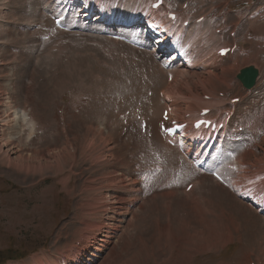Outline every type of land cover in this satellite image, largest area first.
<instances>
[{"label":"rangeland","instance_id":"obj_1","mask_svg":"<svg viewBox=\"0 0 264 264\" xmlns=\"http://www.w3.org/2000/svg\"><path fill=\"white\" fill-rule=\"evenodd\" d=\"M42 1L0 0V100L4 103L0 108V125L1 121H6V116L8 119L11 116L12 121L17 113L20 114L21 121L27 123L23 131H18L23 150L28 153L43 151L44 158L51 162L48 169L43 168L42 172L27 177L0 164V264H56V261L58 264H264V218L253 207L257 205L251 206L241 198L243 191V197L253 202L260 192L264 200V187L259 184L254 187L252 177L261 172L259 162L254 158L264 163V13L258 14L257 11L264 7V0H256L254 6L244 0H190L187 14L191 21L203 16L200 14H210V20L203 22L206 27L200 29L211 30L208 38L213 32L220 43L237 44L238 51L231 59L207 56L205 61L212 57L208 62L210 69L202 65L205 56L199 57L186 74L188 76L185 73L178 75L175 71L172 83H168L158 57L143 48L100 36L82 24L73 29V20L69 18L66 23L70 30H62L53 20L57 14L52 15V12L59 11L60 4L53 3L54 0ZM135 1L122 2L115 16L123 13V19L134 17L137 20L143 7L149 5L150 9L154 2ZM166 2L170 8L179 10L185 1ZM187 14L181 15L183 22L188 21ZM192 29L176 28V34H181L177 43H185L186 38V43H191L197 27L195 32ZM218 30L220 34H216ZM233 32L234 38L231 36ZM217 41H210L200 50L209 55L214 52ZM254 63L260 66L262 75L256 91L250 95L236 76L243 67ZM227 66H235L233 72ZM205 73L216 78L204 77L206 82L201 78ZM217 76L226 86L218 82ZM180 77L191 84H186ZM187 85H192L190 90L199 96L191 94ZM174 86L176 90L172 89ZM219 94L225 95L221 97ZM192 95L197 97L196 100H192ZM10 96L11 111L7 103ZM205 96H210L211 100H205ZM239 96L242 102L234 106L238 122L230 129L231 139L223 153L213 159L209 156L210 164H214L210 170L222 171L226 181H231L232 187L236 188L234 192L233 188L215 183L210 172L197 171L194 164L191 166L183 157L181 149L169 145H174L171 142L175 143V139L166 138V141L165 136L162 139L157 132L165 124L162 118L167 113L172 121L176 118L183 120L190 113L193 121L198 107L216 110ZM166 109L169 112L163 114ZM28 114L34 118L31 120ZM13 124L17 125V121ZM236 126L245 127V133L232 136ZM253 127L256 129L252 130ZM91 128L92 133L103 128L105 138L114 137L117 144L115 156L128 160L127 163L126 160L122 163L120 158L115 163L104 158L93 163V158L103 155L104 146L99 142L101 146L97 145L94 156L90 153L84 155L80 150L81 142L85 141L86 130ZM8 129L0 126V143L6 139L16 143L9 134L16 133L19 126L15 132ZM197 135L199 133L192 137L201 143L196 150H192L188 143L189 135H185L186 140H181L184 144L182 150L195 160L198 159L195 155H200L199 149L206 147L205 138L200 140ZM66 140L70 141L76 154V159L73 158L76 165L72 167L68 166L72 158H67L68 163L60 160V166L54 160V154L57 156L58 151L66 146ZM256 143L255 156L242 155ZM98 150L101 155H97ZM239 154L242 155L240 164L233 167L232 173L226 164ZM67 155L72 157L70 153ZM207 166L208 163L203 165ZM59 167L65 169L63 174L59 173ZM115 167L124 171L132 184L136 179V184L131 188L134 192L126 191L129 204L114 210L111 197L102 201L107 190L101 181L105 170L114 173L117 172ZM147 175H154L153 181H144L143 177ZM67 176L71 181L66 189L63 183ZM192 182V191L186 192L187 184ZM90 184L93 187H88ZM252 186L255 192L249 199L245 193ZM101 195L100 201L98 197ZM261 206L264 207V202H259L257 209ZM87 222L97 228L86 232ZM83 240H88V247ZM74 246L80 252L76 256L73 254L68 263L66 253Z\"/></svg>","mask_w":264,"mask_h":264},{"label":"bare ground","instance_id":"obj_2","mask_svg":"<svg viewBox=\"0 0 264 264\" xmlns=\"http://www.w3.org/2000/svg\"><path fill=\"white\" fill-rule=\"evenodd\" d=\"M40 1H42V0H40ZM44 1V0H43ZM42 1V2H43ZM131 1V0H130ZM133 1V0H132ZM135 1V0H134ZM142 1V0H141ZM146 1V0H145ZM47 2V1H46ZM124 2V1H123ZM136 2V1H135ZM149 2L151 3V1L149 0ZM45 3V2H44ZM131 3V2H130ZM142 3L144 4V1H142ZM141 4V3H140ZM147 4H149V3H147ZM6 5V4H5ZM132 5V4H131ZM144 6H146V5H144ZM149 6V5H148ZM148 6H146L147 8H148ZM135 7H137V6H135ZM119 8V7H118ZM124 8V7H123ZM144 8V7H143ZM125 9V8H124ZM140 10V9H139ZM134 11V10H133ZM143 12V11H142ZM140 13V12H139ZM44 14V13H43ZM117 14H119V13H117ZM133 14V13H132ZM124 16V15H123ZM186 17V16H185ZM188 17V16H187ZM186 17V18H187ZM200 18V17H199ZM25 20V19H24ZM110 21H113V19H110ZM122 19H119V20H116V22H115V25H120V24H122ZM185 21V20H184ZM99 22H101V19L100 18H97V19H95V20H93L92 21V26H97V24H100ZM154 22V21H153ZM204 22H207V21H204ZM206 24V23H205ZM205 24H199V25H197L196 27H197V31H196V39H197V43L198 42H202V41H204V40H208V38H207V36H206V34H204V31H205V29H200V28H202ZM111 25V24H110ZM181 27V26H180ZM205 27H206V25H205ZM38 28V27H37ZM179 28V27H178ZM177 28V29H178ZM194 28V32H195V27H193ZM207 28H209V27H207ZM257 28V27H256ZM188 30H189V28H187ZM200 29V30H199ZM211 32V30H208V34ZM203 33V34H202ZM262 33V32H261ZM179 34V33H178ZM202 34V35H201ZM14 35V34H13ZM182 36H184V35H182ZM185 36H186V34H185ZM194 36V35H193ZM211 37V36H210ZM209 37V38H210ZM145 39H149L150 41H155V40H157V37H155V36H152V35H148V36H146L145 37ZM180 39V38H179ZM186 41H187V38H186ZM193 41H195V37H193ZM217 42H219L220 43V41H217ZM160 45H161V43H159ZM208 44V42H205V43H203V44H200V43H198V45L196 46V47H194L192 44L187 48L185 45H180V42H179V44L177 43L176 45H180L181 47H183V46H185L186 48H187V50H185L184 52H185V58H189V60H196V58H198V57H203V56H205V57H207V55L208 54H206V53H204V52H202L200 49H201V47L202 46H206ZM157 45V44H156ZM28 47V46H27ZM158 47H159V45L156 47V46H154V50L153 51H151V52H153V53H156L157 54V51H159V50H157L158 49ZM214 48H215V50H213L214 52H218L219 50H221V49H223V48H227V46H222V44H216V46H214ZM178 50V52H183V49H181V48H177ZM34 51V50H33ZM25 52V51H24ZM19 53V52H18ZM155 54V55H156ZM204 57V58H205ZM229 57V58H228ZM173 58H174V60H173V63H175V62H177L178 60H179V58H178V56L177 55H174L173 56ZM214 58V57H213ZM232 57L231 56H227V59H231ZM204 61V60H203ZM202 61V62H203ZM219 61V60H218ZM208 62H210V61H208ZM172 62H165V64L167 65V66H170V65H172L173 64ZM196 63V62H195ZM218 63V62H217ZM222 63V62H221ZM197 65V64H196ZM183 67H186L185 65H183ZM194 67V66H193ZM192 67V68H193ZM228 67V69L229 70H231L232 72H233V70H232V68L234 69V67L235 66H233L232 68L231 67H229V66H227ZM30 69V68H29ZM223 69V68H222ZM227 69V70H228ZM236 69V68H235ZM2 70H4L3 68H2ZM224 70V69H223ZM225 70H226V67H225ZM224 70V71H225ZM162 71V70H161ZM198 71V70H197ZM209 71V70H208ZM212 71V70H211ZM235 71V70H234ZM225 72H227V71H225ZM165 72H163V74H164ZM178 75H179V73L180 74H184V75H186L187 73L189 74L190 73V71L189 70H187V69H184V70H177V72H176ZM195 73V72H194ZM202 73V72H201ZM203 73H204V71H203ZM210 73V72H209ZM192 74H193V71H192ZM196 74V73H195ZM198 74H200L199 72H198ZM166 75V74H165ZM220 75V74H219ZM186 76H188V75H186ZM158 77V76H157ZM156 77V78H157ZM191 77H194V76H192L191 75ZM204 77H210V75H206V73L205 74H203L202 76H201V78H204ZM213 77V76H212ZM212 77H210V78H212ZM215 77V76H214ZM213 77V78H214ZM220 77V76H219ZM181 78V77H180ZM200 78V77H199ZM209 78V79H210ZM212 78V79H213ZM216 78V77H215ZM221 78V77H220ZM220 78H218V76H217V80H218V82L221 84V85H223V86H226V84L222 81V79H220ZM159 79V78H158ZM182 80L183 79H185V78H181ZM195 79V78H194ZM212 79H211V81H212ZM175 80V79H174ZM177 80H178V78H177ZM181 80V81H182ZM199 80H201V79H199ZM186 81V79L184 80V82ZM188 82L186 83V84H188L189 83V85L191 84L190 82H189V80H187ZM194 81V80H193ZM197 81V80H196ZM202 81V80H201ZM204 81H206L205 80V78H204ZM210 81V80H209ZM183 82V81H182ZM207 82V81H206ZM8 83V82H7ZM178 83H180L179 81H178ZM202 83H203V81H202ZM202 83H200V84H202ZM204 84V83H203ZM173 85V84H172ZM175 85V84H174ZM219 85V84H218ZM188 86V85H187ZM187 86H186V88H187ZM192 86V85H191ZM191 86H188V87H190L189 88V90L188 91H190V93L191 94H193V91L192 90H190L191 89ZM206 86V85H205ZM211 86V85H210ZM172 87V86H171ZM171 87H169V88H171ZM204 87V86H203ZM214 87V86H213ZM216 87V86H215ZM180 88V87H179ZM178 88V89H179ZM193 88V87H192ZM202 88V87H201ZM1 89V88H0ZM17 89V88H16ZM172 89H175V86L172 88ZM177 89V91L176 92H179V90ZM188 89V88H187ZM187 89H185V90H187ZM193 89H195V88H193ZM204 89V88H203ZM216 89V88H215ZM2 90V89H1ZM169 90H171V89H169ZM176 90V89H175ZM181 90V89H180ZM259 90V89H258ZM261 90V89H260ZM182 91V90H181ZM180 91V92H181ZM184 91V90H183ZM182 91V92H183ZM192 91V92H191ZM181 92V93H182ZM197 92H198V90H197ZM120 94V93H119ZM172 94H174V93H172ZM179 93H177L176 94V96L178 95ZM184 94H185V92H184ZM188 94V93H187ZM202 94V93H201ZM216 94V93H215ZM10 95V94H9ZM113 95V94H112ZM121 95V94H120ZM144 95V94H143ZM194 96H196V95H198V94H196L195 95V93L193 94ZM192 95V96H193ZM6 96H8V94L6 95ZM128 96V95H127ZM175 96V97H176ZM184 96V95H183ZM189 97H190V95H188ZM193 96V97H194ZM199 96V95H198ZM201 96H203V95H201ZM123 97H124V95H123ZM167 97V96H166ZM174 97V96H173ZM189 97H186L185 96V98H188L189 99ZM192 97V100L193 99H195L196 100V98L194 97L193 98ZM218 97V96H217ZM12 98H13V96H12ZM172 98V97H171ZM191 98V97H190ZM202 99H203V97H201ZM221 98V97H220ZM220 98H219V100H220ZM8 104H9V106H8V109H9V111H11L12 109H13V107H10V103H11V96L10 97H8ZM122 99V98H121ZM181 99V98H180ZM182 99H183V97H182ZM205 99V98H204ZM217 99V98H216ZM123 100V99H122ZM127 100V99H126ZM185 101H186V99H184ZM174 101V100H173ZM216 101V100H215ZM221 101V100H220ZM15 102V101H14ZM28 102V101H27ZM169 102V101H168ZM181 102V101H180ZM187 102V101H186ZM7 103H5L6 104V106H5V108H6V110H7ZM13 103V102H12ZM183 103V102H182ZM197 103V102H196ZM205 103V102H204ZM3 104L4 103H2V101L0 100V108H1V106H3ZM177 104V103H176ZM201 105V104H200ZM222 105V104H221ZM17 106V105H16ZM143 106V105H142ZM142 106H141V108H142ZM189 106V105H188ZM218 106V105H217ZM177 107H178V105H177ZM30 108V107H29ZM181 108V107H180ZM25 109V108H24ZM189 109V108H188ZM18 110V109H17ZM131 110V109H130ZM180 110V109H179ZM18 111H20V110H18ZM24 111H26V110H24ZM184 111V110H183ZM131 112H133V111H131ZM177 112V111H176ZM7 113H8V111H7ZM178 114V113H177ZM188 114H190V113H188ZM180 115V114H179ZM178 115V116H179ZM28 116H29V118L32 120L33 118H34V115H32V114H28ZM141 116V115H140ZM170 116V115H169ZM183 116V115H182ZM161 117H163V116H161ZM6 118V119H5ZM4 119L6 120V121H1L2 123V125H0V126H2V127H6L7 126V128H10V129H8L9 131H12V132H15V128L17 127V126H19V129L16 131V133H11V134H9V135H12L13 137H14V140L16 141V143H12L9 139H6V142H2V143H0V164H1V166H7V168L8 169H10V170H12V171H15V172H18V173H20V174H23V175H25L26 177L27 176H29L31 173H34L33 175H35L36 173H39V172H42L41 171V169H43V168H45V169H48L49 168V166H48V164H49V162L50 161H48V160H46L45 158H44V156H43V151H42V153L39 151V150H35V152L34 153H28V152H25L24 150H23V146H21V143H22V140H21V138L19 137V136H21V135H18V131L21 129V131H23L22 129L27 125V123H23L22 121H21V119H20V114H16L15 115V119H13L12 121H11V116L9 117V119H8V116H6ZM137 118V117H136ZM8 119V120H7ZM170 119H171V116H170ZM172 119H173V117H172ZM121 120V119H120ZM14 121H17V125H14L13 124V122ZM172 121V120H171ZM119 122V121H118ZM95 124V123H94ZM141 124V123H140ZM103 125V124H102ZM128 125V124H127ZM107 126V125H106ZM85 127H87V126H85ZM112 127V126H111ZM88 128V127H87ZM109 128H110V125H109ZM103 128H101L98 132H93L92 133V128L91 129H87L86 130V133L83 135V137H84V139H85V141H83V142H81V148H80V150H82V152L84 153V155L86 154V153H90V154H93V156H94V152L96 151V153H97V149H98V146L100 145V144H102V146H104V150L102 151L103 152V155H101V153L102 152H100L99 150V154H97V155H101V156H99V157H96L95 159L93 158V163H95L96 164V162L98 161V159L99 158H104L107 162H109V161H112L111 163H115L116 162V160H118L120 157H118V156H115V151L117 150V144H116V141H115V138L114 137H112V138H105L104 137V133H103V130H102ZM107 129V128H106ZM111 129V128H110ZM123 129V128H122ZM142 132V131H141ZM115 133V132H114ZM108 135V134H107ZM185 135H187V134H181L180 135V139L179 140H186V136ZM200 135V134H199ZM199 135H197V136H199ZM203 135V134H202ZM18 137V138H17ZM82 137V136H81ZM68 138V137H67ZM90 138V139H89ZM144 138H145V136H144ZM198 138V137H197ZM4 139V138H3ZM79 140H80V138H78ZM155 139V138H154ZM153 139V140H154ZM165 139H166V137H165ZM189 139V138H188ZM171 140V139H170ZM170 140H168V142H171ZM197 140V139H196ZM195 139H194V141L193 142H190V146H191V148H192V146H194V145H198V144H201L200 142H197ZM78 141V140H77ZM166 141H167V139H166ZM174 141V140H173ZM203 141H205V140H203ZM70 142V141H69ZM68 142V140H66L65 141V144H66V146L65 147H62L63 149L60 151H58V153H57V156H56V154H54V160H55V163L58 165V166H60V160H63V162L65 161V163L67 162L66 160H67V158H69V159H71L72 161L68 164V166H70V167H72V166H74V165H76V163L74 164V159L73 158H75V155H74V153H75V151H74V153H73V146L72 145H70L71 143H69ZM100 144H99V143ZM148 142V141H147ZM156 142V141H155ZM141 143H143L142 141H141ZM158 144H159V142H157ZM171 143H173L174 144V142H171ZM78 144H79V141H78ZM99 144V145H98ZM165 144V143H164ZM26 145V144H25ZM77 145V144H76ZM98 145V146H97ZM146 145H147V143H146ZM170 145V144H169ZM205 145H206V142H205ZM101 146V145H100ZM99 146V147H100ZM143 146V145H142ZM201 146V145H200ZM204 146V144H202V146L201 147H203ZM188 147V146H187ZM153 148V147H152ZM158 148V147H157ZM50 149V148H49ZM48 149V150H49ZM78 149V148H77ZM105 149H106V152H105ZM198 149V148H197ZM47 150V149H46ZM51 150V149H50ZM49 150V151H50ZM169 150V149H168ZM186 150V149H185ZM193 150V149H192ZM219 150V149H218ZM48 151V152H49ZM144 151V150H143ZM80 152V155H81V151H79ZM146 152V151H145ZM159 152V151H158ZM200 152V151H199ZM68 153H70L71 154V156L72 157H70V156H68L67 154ZM72 153H73V155H72ZM198 153V152H197ZM53 154V153H52ZM156 154V153H155ZM161 154V153H160ZM164 155V154H163ZM198 155H199V153H198ZM82 156V155H81ZM200 156V155H199ZM49 157V156H48ZM79 157V156H78ZM85 157V156H84ZM84 157H82V158H84ZM87 157H88V154H87ZM153 157V156H152ZM170 157V156H169ZM249 157V156H248ZM124 158V157H123ZM155 158V157H154ZM159 158V157H158ZM194 158V157H193ZM195 158H197L196 157V155H195ZM205 158V157H204ZM15 159V160H14ZM69 159H68V161H69ZM76 159V158H75ZM120 159H122V158H120ZM119 159V160H120ZM148 159V158H147ZM199 159V158H198ZM197 159V160H198ZM123 160H126V159H122V160H120L122 163H123ZM203 160V159H202ZM219 160V159H218ZM127 161L128 160H126V162L125 163H127ZM155 161H156V159H155ZM199 161V160H198ZM76 162V161H75ZM91 162V161H90ZM51 163V162H50ZM68 163V162H67ZM100 163V162H99ZM110 163V162H109ZM121 163V164H122ZM143 163H145V162H143ZM168 163H169V161H168ZM78 164V163H77ZM101 164V163H100ZM107 164V163H106ZM117 164V163H116ZM119 164V163H118ZM131 164V163H130ZM98 165V164H97ZM102 165V164H101ZM96 166V165H95ZM104 166V165H103ZM107 166V165H106ZM118 166V165H117ZM94 167V166H93ZM98 167V166H97ZM190 167V166H189ZM55 168V167H54ZM100 168H103V167H100ZM105 168V167H104ZM109 168V167H108ZM68 169V168H67ZM66 169V170H67ZM115 169L117 170V172H114V173H108V171H106L105 169V172H106V174L103 176V178H102V181L101 182H104V185H106L105 186V189L107 190L106 191V193L104 194V198H103V200L102 201H108V199L110 200V197H111V206H112V208L115 210V209H119V208H121L122 206H124V205H127V204H129V201H128V198L127 197H125V196H127V192L126 191H128V192H130V191H132V185H135L136 184V179L134 180V183L135 184H132V181H130L131 179L130 178H126V174H124V171L123 172H121V170L120 169H118V167L116 168L115 167ZM142 169V168H141ZM221 169V168H220ZM234 170H235V168H233ZM59 173H62L63 174V172H64V170L65 169H63V168H61V167H59ZM72 170V169H71ZM99 170V169H98ZM219 170V169H218ZM234 170H233V172H234ZM51 171V170H50ZM49 171V172H50ZM57 171V170H56ZM70 171V170H69ZM73 171V170H72ZM52 172V171H51ZM53 172H55V171H53ZM126 172V171H125ZM232 172V171H231ZM232 172V173H233ZM239 172H241V171H239ZM246 172H248V171H246ZM127 173V172H126ZM238 173V172H237ZM40 174H42V173H40ZM239 174V173H238ZM70 175V174H69ZM102 175H103V173H102ZM100 176V175H99ZM192 176V175H191ZM190 176V177H191ZM68 177V176H67ZM71 177V176H70ZM34 178V177H33ZM185 178V177H184ZM134 179V178H133ZM191 180V179H190ZM192 180H193V178H192ZM195 180V179H194ZM201 180H203V179H201ZM211 180V179H210ZM71 181V180H70ZM70 181H69V177L68 178H66L65 179V182L63 183V187L64 188H66L67 189V186L70 184ZM203 181H205V180H203ZM208 181V180H207ZM99 182V181H98ZM198 182V181H197ZM235 182V181H234ZM90 183H92V182H90ZM213 183V182H212ZM215 183H216V181H215ZM102 184V183H101ZM181 184V183H180ZM233 184V183H232ZM235 184V183H234ZM218 185H220V184H218ZM236 185V184H235ZM88 186V185H87ZM91 186H92V184H90V186H88V187H90L91 188ZM97 186H100L99 184L97 185ZM102 186V185H101ZM199 185H197V187H198ZM201 186V185H200ZM211 186V185H210ZM237 186V185H236ZM93 187V186H92ZM103 187V186H102ZM261 187V186H260ZM132 188V189H131ZM210 188H212V187H210ZM219 188V187H218ZM254 188V187H253ZM259 189V188H258ZM92 190V189H91ZM94 191H95V188L93 189ZM112 190H114V192H112ZM204 190V189H203ZM215 191L217 190L216 188L214 189ZM214 190H213V192H214ZM96 191H98V190H96ZM102 191V190H101ZM100 191V192H101ZM218 191V190H217ZM222 191H223V189H222ZM222 191H220V192H222ZM83 192V191H82ZM91 192V191H90ZM132 192H134V191H132ZM225 192V191H224ZM93 193V192H92ZM91 193V194H92ZM113 193V194H112ZM117 193V194H116ZM136 193H138V191L136 192ZM212 193V192H211ZM264 193V192H263ZM190 194V193H189ZM214 195H216L215 193H213ZM220 194V193H219ZM225 194V193H224ZM133 195V194H132ZM131 195V196H132ZM226 195V194H225ZM97 196V195H96ZM186 196V195H185ZM220 196V195H219ZM222 196V195H221ZM227 196V195H226ZM102 198V195H101V197H98V199L100 200ZM131 198V197H130ZM187 198H188V196H187ZM226 198V197H225ZM133 199V198H132ZM191 199V198H190ZM221 199V198H220ZM235 200V199H234ZM101 201V200H100ZM96 202H98L97 200H96ZM95 202V206H97L98 205V203H96ZM109 203V202H108ZM255 205H257V206H259V204L258 203H254ZM261 207H263V206H261ZM166 208V207H165ZM244 209V208H243ZM243 209H242V211H243ZM166 210V209H165ZM118 216H120V214L118 215ZM99 220V219H98ZM104 219H101V221H103ZM250 220V219H249ZM256 220H258V218L256 219ZM259 223V222H258ZM262 226V225H261ZM94 227H96V226H93L92 225V223L91 222H87L86 223V232L87 231H92L93 229H94ZM97 228V227H96ZM262 228V227H261ZM194 229V228H193ZM98 230H99V228H98ZM209 232V231H208ZM96 233H97V231H96ZM95 234V233H94ZM173 235V234H172ZM205 235V234H204ZM199 238V237H198ZM201 239V238H200ZM262 239V238H261ZM202 241V240H201ZM204 241V240H203ZM264 241V240H263ZM83 243L88 247L89 246V242H88V240H83ZM103 243V242H102ZM106 243V242H105ZM261 243H263V242H261ZM94 243H92V245H93ZM95 245V244H94ZM208 247H211L212 245H207ZM75 248L73 249H70L67 253H66V259L65 260H67V262L71 259V257H73L74 255L73 254H75V256L80 252V251H78L77 250V247L76 246H74ZM264 247V246H263ZM262 247V248H263ZM83 248V250L85 249V247L83 246L82 247ZM259 249V248H258ZM72 252H74V253H72ZM89 253H90V251H89ZM62 256L63 255H61L60 256V258H62ZM69 259H68V258ZM36 259V258H35ZM33 260V259H32ZM60 261V260H59ZM78 261V260H77ZM34 263H36V262H34ZM69 263V262H68ZM33 264V263H32ZM56 264H58V262L56 261ZM67 264V263H66Z\"/></svg>","mask_w":264,"mask_h":264},{"label":"water","instance_id":"obj_3","mask_svg":"<svg viewBox=\"0 0 264 264\" xmlns=\"http://www.w3.org/2000/svg\"><path fill=\"white\" fill-rule=\"evenodd\" d=\"M257 72L254 69H246L242 72V76L251 79V85L254 84V79L256 78Z\"/></svg>","mask_w":264,"mask_h":264},{"label":"snow or ice","instance_id":"obj_4","mask_svg":"<svg viewBox=\"0 0 264 264\" xmlns=\"http://www.w3.org/2000/svg\"><path fill=\"white\" fill-rule=\"evenodd\" d=\"M199 123L202 124V123H209V122L201 121V122H199ZM197 126L199 127V124H198ZM166 131H167V132H171V131H173V129H166Z\"/></svg>","mask_w":264,"mask_h":264}]
</instances>
